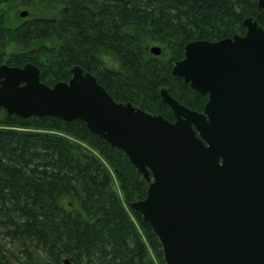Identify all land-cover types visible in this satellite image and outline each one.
<instances>
[{
    "label": "trees",
    "instance_id": "16d2710c",
    "mask_svg": "<svg viewBox=\"0 0 264 264\" xmlns=\"http://www.w3.org/2000/svg\"><path fill=\"white\" fill-rule=\"evenodd\" d=\"M247 17L264 26L257 0H0V64L32 63L49 86L78 66L115 101L173 122L161 88L195 111L208 100L171 73L185 44L243 35ZM147 187L84 121L0 108V264H165L131 208Z\"/></svg>",
    "mask_w": 264,
    "mask_h": 264
},
{
    "label": "water",
    "instance_id": "95a60500",
    "mask_svg": "<svg viewBox=\"0 0 264 264\" xmlns=\"http://www.w3.org/2000/svg\"><path fill=\"white\" fill-rule=\"evenodd\" d=\"M257 5L264 12V0ZM243 24V35L187 42L172 66L208 95L202 112L161 88L172 122L115 101L78 66L49 86L32 63L0 65V108L80 119L122 150L148 182L131 208L159 239L165 264H264V26Z\"/></svg>",
    "mask_w": 264,
    "mask_h": 264
},
{
    "label": "rangeland",
    "instance_id": "374dc122",
    "mask_svg": "<svg viewBox=\"0 0 264 264\" xmlns=\"http://www.w3.org/2000/svg\"><path fill=\"white\" fill-rule=\"evenodd\" d=\"M19 10H24V9H19ZM12 14H13V12H12V10H11V11H10V15L13 16ZM22 18H23V17H22ZM24 18H26V17H24Z\"/></svg>",
    "mask_w": 264,
    "mask_h": 264
}]
</instances>
